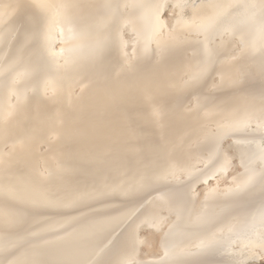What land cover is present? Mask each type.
I'll return each instance as SVG.
<instances>
[{
  "label": "bare ground",
  "instance_id": "bare-ground-1",
  "mask_svg": "<svg viewBox=\"0 0 264 264\" xmlns=\"http://www.w3.org/2000/svg\"><path fill=\"white\" fill-rule=\"evenodd\" d=\"M263 138L264 0H0V264H264Z\"/></svg>",
  "mask_w": 264,
  "mask_h": 264
},
{
  "label": "rangeland",
  "instance_id": "rangeland-1",
  "mask_svg": "<svg viewBox=\"0 0 264 264\" xmlns=\"http://www.w3.org/2000/svg\"><path fill=\"white\" fill-rule=\"evenodd\" d=\"M199 0H188V2H198ZM204 88V87H203ZM203 90V89H202ZM190 96V95H189ZM189 98V97H188ZM254 128V127H253ZM240 134V133H239ZM242 135H244V133H241ZM253 136V137H252ZM251 137L252 138H249L250 140L252 139V140H254L253 138H254V135H252ZM230 141V142H229ZM231 141H233V138H231V137H228L226 140H225V142H224V144L226 143L227 145L229 144V143H231ZM263 142V143H262ZM225 144V145H226ZM261 145H264V138H263V140L261 141ZM232 148H233V150H234V152H235V154H238L237 153V151H236V149L232 146ZM231 148V149H232ZM235 158V157H234ZM238 157L236 156V158L235 159H233L232 161L234 162H232L234 165H235V163H236V165H237V162H238V159H237ZM237 160V161H236ZM232 164V165H233ZM234 165L232 166V167H234ZM235 165V166H236ZM203 163L202 162H200V163H198V167H200V169L201 168H203ZM231 167V168H232ZM236 168V167H235ZM235 168H233L232 169V171L230 170V171H228L229 172V174H231V172H232V174H233V176H234V174L235 173H233V170L235 169ZM235 171V170H234ZM218 174L219 173H216V176H218ZM195 176V177H194ZM193 177H188L189 178V180H195L196 179V176H198L199 177V175H194ZM178 177V178H177ZM174 179H181V180H187V177L185 178V175H177V176H175V177H172V178H170V181H173ZM229 180V179H228ZM157 188V190L159 189V187H156ZM162 187L160 186V189H161ZM157 190L155 191L154 189L153 190H150V191H148V192H144V193H142L141 195L139 194L138 196H136V197H129V198H122L121 196H119V195H114V196H110V197H108V198H101L100 200L98 199V200H94V201H89V202H86V203H84L83 205H81L80 207H78V208H75V209H73L74 210V212H72V211H69L68 213H71V214H76V213H80V214H91L92 212H94L96 209L97 210H99V209H102V210H99L98 212L100 213V212H103V213H112V211L110 210H108V208H107V210L105 209L106 207H107V204L109 203L110 204V202L111 203H116V202H118L119 201V199L120 200H122V201H124V202H126V206H128V204H130L129 206H131V204H133L134 202V204L131 206V207H133V206H137L138 204H141L142 202H144V201H147V200H149V199H151V198H154L156 195H157ZM159 191V190H158ZM118 200V201H117ZM137 200V201H136ZM130 202V203H129ZM132 202V203H131ZM256 202H258V201H256ZM128 203V204H127ZM136 203H137V205H136ZM118 204H119V202H118ZM117 204V205H118ZM256 204V203H255ZM254 204V205H255ZM116 206V205H115ZM256 206V205H255ZM98 207V208H97ZM116 207H118V206H116ZM116 207H112V208H115V209H117ZM111 208V209H112ZM93 209H95V210H93ZM110 209V208H109ZM96 210V211H97ZM48 211V210H47ZM52 212H53V210H51ZM51 211H48L49 212V214L51 213ZM45 212V211H44ZM47 212V213H48ZM54 212H57V211H55L54 210ZM87 212V213H86ZM90 212V213H89ZM97 212V213H98ZM113 212H114V210H113ZM65 213V212H64ZM96 213V212H95ZM53 214V213H52Z\"/></svg>",
  "mask_w": 264,
  "mask_h": 264
}]
</instances>
